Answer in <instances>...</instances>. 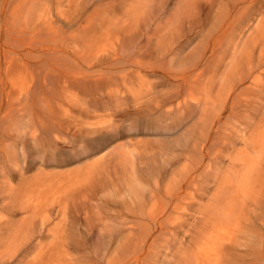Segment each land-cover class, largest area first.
<instances>
[{"label": "rangeland", "instance_id": "1", "mask_svg": "<svg viewBox=\"0 0 264 264\" xmlns=\"http://www.w3.org/2000/svg\"><path fill=\"white\" fill-rule=\"evenodd\" d=\"M234 190L264 193V0H0V205L45 219L0 264H185Z\"/></svg>", "mask_w": 264, "mask_h": 264}, {"label": "bare ground", "instance_id": "2", "mask_svg": "<svg viewBox=\"0 0 264 264\" xmlns=\"http://www.w3.org/2000/svg\"><path fill=\"white\" fill-rule=\"evenodd\" d=\"M45 77L46 76L44 75L43 78ZM222 110L223 108H221L219 113L217 111L218 114L214 113L211 121H214L216 117H219L222 114ZM192 178H194V176ZM181 189L182 186L178 185L174 195L168 191L169 198L165 203L164 199L159 196L157 200L160 206L163 207H160L155 213H149L148 218L153 222H157L160 213H167L165 223L168 227L170 226L168 225L170 215H172L170 221V224L172 225L176 224L173 222L176 213L179 214L180 219L183 218L184 211L179 210L182 207L179 201L183 195L181 194V191L178 190ZM250 196L248 195L247 198L244 196L240 197L239 192L234 190V192H230L223 198L219 199L220 203H224V207L221 205L219 208L198 210L197 213H191L193 220L198 219L200 220V223L199 226H197L192 222L190 224L191 228L188 230L189 233L184 236L185 240H187L188 243H191L193 247L192 251H188L184 254L188 257L185 264H190V260L197 259V257L200 259L201 264L261 263L264 255V238L260 233L262 230L255 222H260L262 228L264 227V225H262L264 224V193L255 194L252 197ZM245 199H247V205L250 203L255 207L253 208V213H255L257 209L262 208L259 210L257 220H252L253 217L250 215L252 210L250 207L246 206ZM258 200H260L259 203ZM168 203L170 205H168ZM12 205L13 204L10 203L0 205V248H2L0 251V260H5L17 251L29 250V248L36 247L40 243L34 242L35 240H38L37 233L41 230L40 224H42V220H45L42 218V220H40L38 218V215L40 214L38 212L40 210L36 211L35 209H37V207H34V209L33 204H30L32 207L28 205L26 207L28 210V216L25 218L24 223L19 225L15 224L16 226L13 227L4 213L5 210ZM169 206L172 208L170 209ZM198 213H201L200 216ZM251 221H253V226L256 225V227L253 228ZM170 231L172 232V230ZM180 242L181 241L177 243ZM184 242L186 241L183 240V243ZM37 259V257H34L32 262H36Z\"/></svg>", "mask_w": 264, "mask_h": 264}]
</instances>
